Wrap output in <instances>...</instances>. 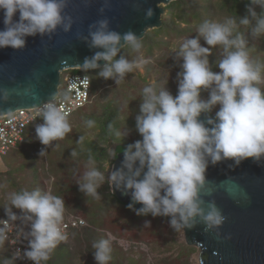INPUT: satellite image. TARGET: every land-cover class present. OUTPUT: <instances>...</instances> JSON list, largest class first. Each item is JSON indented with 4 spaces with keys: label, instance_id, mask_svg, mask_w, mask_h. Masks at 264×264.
Listing matches in <instances>:
<instances>
[{
    "label": "clouds",
    "instance_id": "obj_1",
    "mask_svg": "<svg viewBox=\"0 0 264 264\" xmlns=\"http://www.w3.org/2000/svg\"><path fill=\"white\" fill-rule=\"evenodd\" d=\"M68 3L69 0H0L4 25L0 29V48L19 50L26 46L29 36L51 37L58 29L70 32L75 21L65 12ZM104 11L105 6L100 8L101 13ZM152 15L153 10L148 9L146 16ZM241 27L250 29L253 38L264 36V0H250L248 15L228 16L223 21L203 20L197 26V35L179 44L174 53L183 63L177 73V93L173 95L166 86L155 84L143 87L135 117V129L142 138L124 148L121 166L107 176L89 153L86 170L76 182L85 196L99 199L98 189L107 182L112 191L130 193L132 203L128 208L137 215L170 217L174 231H185L198 223L208 231L224 224L222 210L215 201L204 198L208 167L226 160L235 165L248 158L264 160V88L260 86L264 83V63L250 55ZM78 38L89 48L99 49L84 58L83 68L99 69L98 77L113 79L116 85L149 62L118 55L124 46L139 51L141 38L132 31L113 30L107 16L91 23L87 35L80 34ZM201 38L207 46L201 44ZM216 46L222 50L215 61L220 71H214L210 62ZM100 61L107 63L101 66ZM202 92H208L206 99ZM10 94V90L0 88V99L6 100ZM52 100L42 105L43 123L35 129L45 146L72 131L66 114ZM202 114H208L207 118L201 119ZM84 123L91 129L96 122L87 119ZM108 129L115 137L114 143L123 141L130 132L116 130L112 123ZM83 140L80 136L78 143ZM113 150H109L110 156ZM46 151L42 148L40 157ZM70 155L75 157L77 152L73 150ZM7 199L3 206L7 218H0V244L7 239L11 225L19 220L27 226V247L17 258H27L34 264L48 261L58 244L67 240L62 231L64 199L40 188L12 191ZM136 203L142 207L135 208ZM145 223L149 225L150 221ZM92 247L97 264H109L110 239L101 238Z\"/></svg>",
    "mask_w": 264,
    "mask_h": 264
},
{
    "label": "trees",
    "instance_id": "obj_2",
    "mask_svg": "<svg viewBox=\"0 0 264 264\" xmlns=\"http://www.w3.org/2000/svg\"><path fill=\"white\" fill-rule=\"evenodd\" d=\"M249 5L250 0H173L165 6L167 13L163 15V25L160 28L148 31L145 37L141 39L142 45L147 44L148 57L153 59V62L149 61L147 63L149 65L147 72L151 71L152 64L156 62L159 65L168 66L172 72L178 73L181 71L180 65L183 63V60L182 58L180 60L176 59L174 50L178 48L185 38L197 35V26L203 20L214 19L223 21L228 16L238 17L239 15H248ZM257 11H259V8H257ZM239 30L245 34V38L248 40L250 55L254 59L264 63V36L253 38L250 35V29L241 27ZM173 40H178L175 46H172ZM201 44L207 46L203 38H201ZM155 48L158 49L157 52H155ZM133 52L134 50L129 46H125L118 55L123 54L127 56L128 53ZM221 53L220 46L212 49L210 62L213 63L212 67L214 71H220L216 67L215 61L221 57ZM70 70H72L70 73L87 74L92 81L91 101L75 112L80 110L82 114H92L93 112H89V109L92 106L93 99L97 95L96 93L98 92L99 96L106 95L107 92L116 89L120 85H116L113 79L105 80L103 78L101 81H98V79H94L89 73L84 72L85 70L83 69ZM262 75H264V72H262ZM201 95L202 98L206 99L208 92H202ZM125 97L129 98L128 95H125ZM126 106L127 110L129 103ZM87 107L89 108L86 113ZM104 107H107L112 113L110 120L113 121V126L116 125L117 129L121 132H123L121 129L123 127L132 128L136 132L135 119L128 116L122 119L120 117L122 110L117 103L115 106H112V103H105L101 112ZM75 112L67 118L71 124L72 131L65 138L54 141L50 146H45L47 151L41 157L39 155L40 150L38 149L41 142L35 136L36 133L32 135V131L36 125L40 121L43 122L41 116L28 127L27 132L30 129L31 136L28 137L27 141L36 143L34 151L36 155L34 156L37 159V163H42L43 165L35 166V170L38 173L36 177L32 173L36 181L31 188L28 184L32 182V179L30 182L25 183L15 174L7 175L6 171H0V215L6 217L3 206L8 203V193L22 189L32 190L40 188L42 191L50 192L64 199V216L76 214L82 216L87 221L86 225L71 229L68 240L59 243L51 252L50 259L46 262H41V264H97L93 256L94 249L92 245L101 238L110 239L111 242L112 259L109 261V264H148L147 249L142 248L143 243L150 245L152 253H155L151 264H160V261L167 262L169 256L165 255L164 252L171 249V246H167L170 239L167 233L171 231L173 234H178L180 231H174L173 228L170 231H166L167 226H169L170 217H153L151 214L146 216L137 215L133 209L128 208L127 203L121 202L112 194L107 182L102 184L98 189L100 193L99 199L85 196L79 190L76 182L86 170L85 165L87 164L89 153L92 155L95 165L102 172L105 170L104 162L110 160V164H112L113 159L109 155V142H114L115 137L110 132H102L100 133L102 136L97 138L96 132H94L96 130L98 132L99 130V125L96 126L97 122L91 129L87 128L84 122L78 125L77 121H75L76 118L72 117ZM136 112H139V107L136 108ZM94 114L96 116L99 115ZM80 136L84 137L82 143H78ZM141 138L139 137L137 140ZM71 139L76 141V144L83 150L82 152L81 150L80 152L77 151L76 144L72 143V141L70 142ZM129 141L130 137L128 135L123 141H118L116 143V152L124 150L128 144H131ZM73 150L77 152V156L75 157L70 155ZM53 151L54 153H52ZM46 184L51 185L50 189ZM13 211L19 212L18 209H13ZM146 221H150V224L146 225ZM112 236L114 239L111 238ZM118 238L131 241L128 249H125L118 243ZM156 243L163 244L165 249L156 250L154 246ZM195 249V246L188 245L185 240L178 242V254L175 257L181 260L182 263L179 264H188L189 256ZM156 253L159 254L157 257ZM0 264H21L19 261L13 259L12 251L6 241L0 244Z\"/></svg>",
    "mask_w": 264,
    "mask_h": 264
},
{
    "label": "water",
    "instance_id": "obj_3",
    "mask_svg": "<svg viewBox=\"0 0 264 264\" xmlns=\"http://www.w3.org/2000/svg\"><path fill=\"white\" fill-rule=\"evenodd\" d=\"M172 1L107 0L105 4V0H69L65 12L75 21L70 32L58 29L51 37L29 36L26 46L19 50L0 48V88L11 93L6 100L0 99V115L37 107L52 100L53 94L55 99L62 73L84 69V58L99 50L78 38L87 35L88 26L97 19L107 16L113 30L132 31L143 39L149 30L163 25L165 6ZM148 9L153 10L151 17L146 16ZM3 27L0 13V29ZM105 63L100 61L101 66ZM207 115L202 114L201 119ZM116 146L108 174L118 169L124 158V151L116 152ZM206 179L204 198L215 201L226 220L219 229L205 231L202 223L182 229L185 242L200 250L197 264H264V160L248 158L239 165L226 160L210 165ZM111 192L121 202L132 203L130 193L119 189ZM140 207L142 204H135V208Z\"/></svg>",
    "mask_w": 264,
    "mask_h": 264
},
{
    "label": "rangeland",
    "instance_id": "obj_4",
    "mask_svg": "<svg viewBox=\"0 0 264 264\" xmlns=\"http://www.w3.org/2000/svg\"><path fill=\"white\" fill-rule=\"evenodd\" d=\"M167 13V11L165 12V14ZM164 14V15H165ZM151 31V30H149ZM176 43H178V40H173L172 41V46L176 45ZM157 48H155V52H157ZM127 58L131 59H136V58H142L145 60H148L150 62H153V59L149 58L147 55V44L142 45L141 49L139 51H134L133 53H128ZM151 59V60H150ZM149 65L148 64H143L141 65L139 68L134 69L133 72L128 73L125 78L121 81L120 85L118 87H116V89L111 90L109 92L106 93V95H98V92L96 93L97 95L95 96V98L93 99V102L91 103V108L89 109V112H93L96 114H99L98 116H96L95 114H82L79 111L75 112L73 114V118H76L75 121H77V124L80 125L82 122H84L87 119H92L95 122H97L96 126L99 127V130L96 132L97 138H100L102 136V134L100 133H104V132H109L108 129V125L109 123L113 124V121L110 120L111 119V111L107 108L104 107L103 111L102 107L105 103H112V106L116 105V103L118 104V106L121 108V118H125L126 116L131 117L132 119H135L136 115L138 114V112H136V108L139 107V104L141 102L140 100V96H141V91L143 89V87L150 85V84H155L158 87H167V89L173 94L175 95L177 93V87H178V82H177V72H172L170 68H168V66H163V65H159L156 62L154 64H152L151 66V71L147 72V67ZM85 70V69H83ZM99 70H94V71H89V70H85L84 72L89 73L94 79H98V81L102 80V77H98L97 73ZM72 72V70H66L62 73V78H61V86H60V90L63 93L64 91V78L66 76V74ZM262 88H264V83H262L261 85ZM125 95H128L129 98H126ZM129 103V106L126 110V105ZM89 107L86 108V113H87V109ZM219 105H217V108L213 110V113H215V110H218ZM101 113V114H100ZM38 121V120H37ZM36 121V122H37ZM38 123V122H37ZM114 129H117L116 125L114 126ZM123 132H126L130 129V132L128 134V136L130 137V141L131 143H134L137 138H141L140 134L136 131H134L132 128H127V127H123L121 128ZM86 130V128H85ZM100 134V135H99ZM99 135V136H98ZM28 137L31 136L30 134V129L27 132ZM35 136L37 137V135L35 134ZM72 141V143L76 144V141L73 139L70 140V142ZM109 149L112 150L114 149V145L116 143L114 142H109ZM75 147H77V151L80 152V147L79 145H75ZM51 148V147H50ZM36 149V143H32L31 141H27L25 142L24 146L22 149H12L10 152H8L5 155L0 154V171H6L7 175H17L19 176V179L25 183L30 182V180L32 179V182L28 184V186L31 188L33 183L36 181V179L34 178V176L36 177V174L38 173L35 169L37 165L42 166V163H37V159L34 155H36V153L34 154V151ZM83 150H81L82 152ZM92 152V151H89ZM88 152V153H89ZM54 153V151L52 152ZM55 158V156H54ZM54 158H52L54 160ZM51 162V159H50ZM39 166V167H40ZM42 168V167H41ZM104 172L106 173V176L108 175V172L110 171L111 168V164H110V160L108 162H104ZM38 170V168H37ZM32 173L34 174V176H32ZM51 182V181H50ZM22 183V182H21ZM23 184V183H22ZM47 187L50 189L51 185L50 184H46ZM166 231H170L172 230V227L167 226ZM171 232V231H170ZM167 233L169 236V240H168V245L167 246H171V249H169L168 251H165L164 254L169 256L167 258V262H162L160 261V264H179L182 263L180 259H176V255L178 254L177 251V246H178V242H180L181 240H185L184 239V232L181 229L179 231L178 234H173L171 233ZM127 234H129V232H127ZM112 239H114V237H111ZM118 243L120 245H122L125 249H128L129 244L131 243V241H128L126 239H122V238H118L117 239ZM142 248L147 249V262L148 264H151L153 261V257L155 255V253H152V249L151 246L148 244L143 243L142 244ZM154 246L156 247V250H164L165 246H163V244L161 243H156L154 244ZM196 249L194 250V252H192V254L189 256V263L188 264H197L198 263V256H199V248L195 247ZM174 252V254H172ZM159 254L156 253V257ZM183 260V259H182Z\"/></svg>",
    "mask_w": 264,
    "mask_h": 264
},
{
    "label": "built area",
    "instance_id": "obj_5",
    "mask_svg": "<svg viewBox=\"0 0 264 264\" xmlns=\"http://www.w3.org/2000/svg\"><path fill=\"white\" fill-rule=\"evenodd\" d=\"M92 81L89 75L82 73H68L64 78V91L60 90L59 95L52 100L66 114L67 118L77 109L84 107L91 101ZM49 102V101H46ZM44 102V103H46ZM33 108H21L12 113L0 115V154L5 155L12 149H21L28 140V127L40 116L42 105ZM43 122H39L41 124ZM36 127L32 131V135L36 133ZM45 148L41 143L38 149ZM6 219L7 217L1 216ZM87 224V221L79 215L71 214L64 216L62 222V231L66 234L67 240L70 236V230L79 228ZM2 226V225H0ZM23 229V231H21ZM27 232V226L22 225L20 221H16L11 225V229L7 231L6 241L12 251L13 259L21 264H34L27 258H17L22 255V251L27 247V240L24 233Z\"/></svg>",
    "mask_w": 264,
    "mask_h": 264
},
{
    "label": "crops",
    "instance_id": "obj_6",
    "mask_svg": "<svg viewBox=\"0 0 264 264\" xmlns=\"http://www.w3.org/2000/svg\"><path fill=\"white\" fill-rule=\"evenodd\" d=\"M23 146H24V145H23ZM22 148H23V147H22ZM22 148H21V149H22Z\"/></svg>",
    "mask_w": 264,
    "mask_h": 264
}]
</instances>
